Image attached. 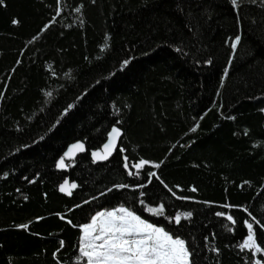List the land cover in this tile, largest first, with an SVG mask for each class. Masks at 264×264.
I'll return each mask as SVG.
<instances>
[{"label": "trees", "instance_id": "16d2710c", "mask_svg": "<svg viewBox=\"0 0 264 264\" xmlns=\"http://www.w3.org/2000/svg\"><path fill=\"white\" fill-rule=\"evenodd\" d=\"M118 207L192 264H264L241 248L245 221L264 248V0H0V264H86L83 226Z\"/></svg>", "mask_w": 264, "mask_h": 264}, {"label": "snow or ice", "instance_id": "6c2138e0", "mask_svg": "<svg viewBox=\"0 0 264 264\" xmlns=\"http://www.w3.org/2000/svg\"><path fill=\"white\" fill-rule=\"evenodd\" d=\"M232 3L236 5L237 0H232ZM239 44L240 37L237 36L231 47L235 49ZM124 64L127 65L128 61ZM120 135V130L113 128L110 140L104 145L103 153L94 152L93 157L97 160H106L115 149ZM84 150L83 144H76L72 146L67 155L71 157L77 151L83 152ZM147 163L148 161L142 160L135 167L140 169ZM58 166L66 167L64 159L59 161ZM124 166L127 168V163ZM155 167H159V164ZM75 188H77L75 183L69 185L65 181L59 190L71 196ZM150 211L162 213L163 205L157 209H150ZM217 215H223V213H217ZM190 216L191 213L184 214V218ZM181 218V215H176L175 222L180 223ZM227 219L235 224L232 216L229 215ZM252 219L255 220L254 217ZM256 223L259 224V221ZM245 224L248 235L241 248L264 252V248L257 243L253 224L247 221ZM82 241L83 247L80 248V252L86 258V264H192V254L184 240L173 238L163 228L143 220L124 207L112 211H101L92 217L91 222L83 226ZM257 264L261 262L257 261Z\"/></svg>", "mask_w": 264, "mask_h": 264}, {"label": "water", "instance_id": "95a60500", "mask_svg": "<svg viewBox=\"0 0 264 264\" xmlns=\"http://www.w3.org/2000/svg\"><path fill=\"white\" fill-rule=\"evenodd\" d=\"M113 128H118V129L120 130V133H121L120 137H119L118 140H117V143H116V147H115V149L113 150L112 154H111L106 160H97V159H95V158L93 157L92 153H94V152H101V153H103L104 145H105L106 143H108V141L110 140V138H111L110 134H111ZM112 129H111L110 132L108 133L107 140H106V142L102 145V147H100V148H98V149H95V150H92V151L90 152V156H91L92 160L94 161V163H96V164H105V163H108V162H109V161L115 156V154L117 153V151H118L119 148L121 147V141H122V138H123V136H124V131H123L119 126H113ZM76 144H83L85 150H84L83 152H79V151H77V152L74 154V156L69 157V156L67 155V153H68L69 150L72 148V146H73V145H76ZM85 154H87V146H86V143H85L84 141L79 140V141H76V142L70 144V145L67 147V149L65 150L63 156L59 159V161H60L61 159H64L66 167H65V168H60V167L58 166L59 171H61V172H67L68 169H69V165H68V163H70L71 161L76 160L79 156H81V155H85ZM59 161H58V165H59ZM125 161H127V159H125ZM143 161H146V160H143ZM138 163H140V161H139ZM138 163H136V164H138ZM136 164H132V165H131V166L134 168V170H135L136 172L142 170L145 166H152V167H155V164H152V163L148 162L143 168L137 169V168L135 167ZM65 181H67L69 185H71L72 183H75V184L77 185V188H75V189L72 190V195H73V193L79 189V183H78L77 181H72L70 177H67V178L63 181L62 184H64ZM62 184H61V185H62ZM61 185H60V186H61ZM59 189H60V188H59ZM60 192H61V191H60ZM61 193H62L63 195H65V196H67V197H72V195L69 196V195H67L66 193H63V192H61Z\"/></svg>", "mask_w": 264, "mask_h": 264}, {"label": "rangeland", "instance_id": "374dc122", "mask_svg": "<svg viewBox=\"0 0 264 264\" xmlns=\"http://www.w3.org/2000/svg\"><path fill=\"white\" fill-rule=\"evenodd\" d=\"M118 208H121V207H118ZM118 208H115V209H105V210H103V211H112V210H116V209H118ZM125 208V207H124ZM137 215V214H136ZM158 227V226H157ZM82 247H83V241H82Z\"/></svg>", "mask_w": 264, "mask_h": 264}]
</instances>
